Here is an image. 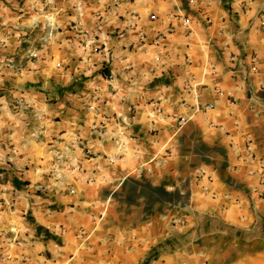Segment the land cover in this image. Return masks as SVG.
<instances>
[{
  "label": "crops",
  "instance_id": "1",
  "mask_svg": "<svg viewBox=\"0 0 264 264\" xmlns=\"http://www.w3.org/2000/svg\"><path fill=\"white\" fill-rule=\"evenodd\" d=\"M62 7L0 67V264H264V0ZM132 178L176 203L122 220Z\"/></svg>",
  "mask_w": 264,
  "mask_h": 264
},
{
  "label": "rangeland",
  "instance_id": "2",
  "mask_svg": "<svg viewBox=\"0 0 264 264\" xmlns=\"http://www.w3.org/2000/svg\"><path fill=\"white\" fill-rule=\"evenodd\" d=\"M64 5L65 0H0V67L19 60L24 62L26 55H21L30 50H37L43 57L49 45L54 44L50 33H62L66 28L64 23H48L72 10ZM11 35L19 41L18 53L10 51L15 43ZM118 197L122 220L126 222L145 219L178 199L175 191L151 187L139 178L130 179Z\"/></svg>",
  "mask_w": 264,
  "mask_h": 264
},
{
  "label": "built area",
  "instance_id": "3",
  "mask_svg": "<svg viewBox=\"0 0 264 264\" xmlns=\"http://www.w3.org/2000/svg\"><path fill=\"white\" fill-rule=\"evenodd\" d=\"M202 109H209V108H211V107H213V103H207V104H205V105H203V106H200ZM199 107V108H200ZM109 160L110 161H112L113 160V157H109Z\"/></svg>",
  "mask_w": 264,
  "mask_h": 264
}]
</instances>
